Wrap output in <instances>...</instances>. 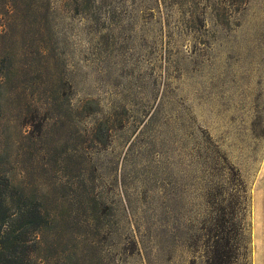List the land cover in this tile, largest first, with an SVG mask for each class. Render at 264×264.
Masks as SVG:
<instances>
[{
	"label": "rangeland",
	"instance_id": "obj_1",
	"mask_svg": "<svg viewBox=\"0 0 264 264\" xmlns=\"http://www.w3.org/2000/svg\"><path fill=\"white\" fill-rule=\"evenodd\" d=\"M13 243L36 263L264 264V0H0Z\"/></svg>",
	"mask_w": 264,
	"mask_h": 264
},
{
	"label": "trees",
	"instance_id": "obj_2",
	"mask_svg": "<svg viewBox=\"0 0 264 264\" xmlns=\"http://www.w3.org/2000/svg\"><path fill=\"white\" fill-rule=\"evenodd\" d=\"M22 246L17 244H5L0 248V258L3 259L4 262H0V264H50V263H36L32 261L25 262L21 255L23 253ZM34 249L31 250V256L34 255ZM2 261V260H1ZM58 264V263H52Z\"/></svg>",
	"mask_w": 264,
	"mask_h": 264
}]
</instances>
